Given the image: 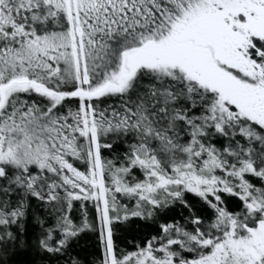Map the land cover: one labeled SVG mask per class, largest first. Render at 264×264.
Masks as SVG:
<instances>
[{
	"label": "snow or ice",
	"instance_id": "snow-or-ice-1",
	"mask_svg": "<svg viewBox=\"0 0 264 264\" xmlns=\"http://www.w3.org/2000/svg\"><path fill=\"white\" fill-rule=\"evenodd\" d=\"M0 264H264V0H0Z\"/></svg>",
	"mask_w": 264,
	"mask_h": 264
}]
</instances>
